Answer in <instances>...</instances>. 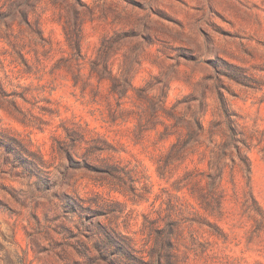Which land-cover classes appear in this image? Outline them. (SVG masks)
<instances>
[{
    "label": "rangeland",
    "instance_id": "obj_1",
    "mask_svg": "<svg viewBox=\"0 0 264 264\" xmlns=\"http://www.w3.org/2000/svg\"><path fill=\"white\" fill-rule=\"evenodd\" d=\"M227 65L250 82L218 78ZM127 77L134 90L121 99ZM166 85L167 107L206 99V128L224 93L251 139L264 209V0H0V130L38 151L47 172L40 182L0 149V264H264V227L240 204L229 198L211 217L159 177L173 138L136 125ZM66 129L114 151L70 162L58 145ZM106 158L126 173L122 188L102 174ZM66 195L91 210L72 212ZM195 215L202 223L164 237L170 219Z\"/></svg>",
    "mask_w": 264,
    "mask_h": 264
},
{
    "label": "trees",
    "instance_id": "obj_2",
    "mask_svg": "<svg viewBox=\"0 0 264 264\" xmlns=\"http://www.w3.org/2000/svg\"><path fill=\"white\" fill-rule=\"evenodd\" d=\"M97 66L98 64L95 65ZM227 66L234 68L231 65ZM234 69L233 71L230 69L229 71H217L218 78L225 77L241 84L250 82L249 77H246L241 69L238 67ZM124 81L126 87L120 93L121 99L126 97L129 90H134L131 78L127 77ZM165 90L158 102L152 104L150 112L139 116L136 125L141 135L148 131H156L160 142L173 138L167 150L156 162L159 177L168 182L173 180L171 186L176 192L185 189L196 196L201 209L208 216L222 217L225 205L231 198L235 203L240 204L244 214H247L255 226L264 227V209L254 197L250 182L251 139L243 130L238 115L228 105L224 93L218 90L216 118L206 128L203 123L208 110L206 99L184 97L167 107L168 85ZM7 96L9 95L4 91L1 92V98ZM192 101H197L198 104L194 107ZM159 124L162 126L160 132L156 130ZM65 134L66 139L60 141L58 145L70 162H74V159L72 160L74 156L89 161L90 157L96 153L107 154V152L114 151L113 146L106 140L86 137L81 129H66ZM0 149L27 168L30 177H35L40 182L43 181L42 175L47 172L44 171L45 162L38 151L30 150L18 139L6 135L1 130ZM112 161V158L103 160L101 172L105 178L114 182L112 183L114 188L115 186L122 188L125 184L123 178L126 173L118 163ZM179 171L182 173L177 176ZM239 172L242 173L244 180L241 186L236 181V175ZM226 183L230 184L231 195H229ZM63 201L66 207L75 213L92 208L91 205L85 206L83 199L72 198L69 195H66ZM96 206L99 207V205ZM203 220L201 215H195L190 219L185 217L170 219L169 229L167 228L168 232L164 237L172 239V232H178L184 223H202Z\"/></svg>",
    "mask_w": 264,
    "mask_h": 264
}]
</instances>
